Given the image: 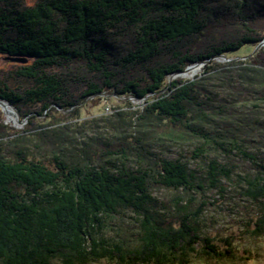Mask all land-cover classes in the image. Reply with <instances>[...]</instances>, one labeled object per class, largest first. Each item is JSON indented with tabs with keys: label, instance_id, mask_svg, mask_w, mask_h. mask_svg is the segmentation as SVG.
I'll use <instances>...</instances> for the list:
<instances>
[{
	"label": "trees",
	"instance_id": "16d2710c",
	"mask_svg": "<svg viewBox=\"0 0 264 264\" xmlns=\"http://www.w3.org/2000/svg\"><path fill=\"white\" fill-rule=\"evenodd\" d=\"M263 22L264 0H0V55L27 60L11 63L20 68L17 76L37 83L17 91L1 87V98L14 105L43 102L45 111L52 103L74 106L106 88L155 95L137 110L118 112L113 123L104 120L114 127L112 146L98 145L97 135L76 139L64 125L0 141V264H53L55 258L64 264H189L195 256L235 257L232 236L221 238V247L201 235L205 203L189 208L198 186L187 162L168 160L154 148L165 139L195 140L196 158L203 159L211 148L239 147L230 131L204 129L210 115L197 101L198 81L167 78L203 61L207 72H220L214 58L256 45L264 38ZM112 36L131 44L126 55L110 47ZM229 65L264 88V49ZM75 84L86 85V93L74 99L68 91ZM210 162L216 186L221 172H229ZM262 181H249L255 200L264 198ZM160 187L173 192L161 207L172 206L175 221L160 217L154 195ZM261 206L255 235L264 233ZM119 215L135 224V237L108 235Z\"/></svg>",
	"mask_w": 264,
	"mask_h": 264
},
{
	"label": "rangeland",
	"instance_id": "374dc122",
	"mask_svg": "<svg viewBox=\"0 0 264 264\" xmlns=\"http://www.w3.org/2000/svg\"><path fill=\"white\" fill-rule=\"evenodd\" d=\"M24 2L31 5L34 0H24ZM262 25L264 26V22ZM123 26L124 24H120L110 31L120 30ZM125 39L113 38L110 47L116 53L126 55L131 44ZM263 41L264 38L256 45L247 44L228 55L216 56L214 60L221 65L220 72L216 70L207 72L205 70L207 62L203 61L185 68L186 70L196 67L197 71L192 75L178 73L167 78V81L177 77L198 81L197 101L205 106L206 112L210 115V123L206 124L204 129L230 131L240 147V149L232 147L229 152L211 148L209 152H205L204 158L200 159L196 158L198 142L195 140L177 139L178 141L174 142L165 139L155 144L154 151L168 160L186 161L188 170L195 175V184L198 187L202 186L192 191L196 202L189 206L190 210L195 211L201 202L205 203L199 220L201 235L215 237L221 247H224L221 238L233 237L235 257L216 259L195 256L191 258L189 264H264V233L254 234V220L262 213L261 205L264 203V198L255 200L250 195L252 193H249L251 179L260 176L264 183V88L248 83L240 76L241 71L237 66L229 65L232 61L247 59L264 49ZM261 43L262 45L258 46ZM11 61L0 55V88L7 86L9 90L17 91L36 86L37 83L33 79L17 76L16 72L20 68ZM229 67L233 71H226L225 68ZM146 79L143 78L140 86L145 85ZM74 86L68 91L69 95L75 96L74 99L86 93V85ZM154 96L148 94L141 98L135 94L119 95L106 88L101 93L75 102L74 106L62 108L61 105L52 103L45 111L43 102L14 105L0 97V141L26 138L44 129L51 130L64 125L70 126L67 132L75 135L76 139L83 140L85 136L97 135L98 145L112 146L114 127L111 123L106 124L104 120L113 123L117 119L115 114L118 112L137 110ZM6 105L14 111L13 117L6 112ZM49 121L52 122L45 125ZM38 124L45 126L39 127ZM80 132H84V135ZM212 159L223 165L224 172H229V176L221 172L216 186L211 185L209 175ZM172 193L171 190L163 187L154 191L160 205L158 209L160 217L175 221L178 212L172 206L170 211L161 207L171 202ZM109 224L108 235L133 238L137 234V227L126 216L119 215ZM52 263L64 264L60 258L53 259ZM86 264L113 263L108 259H100Z\"/></svg>",
	"mask_w": 264,
	"mask_h": 264
},
{
	"label": "bare ground",
	"instance_id": "6f19581e",
	"mask_svg": "<svg viewBox=\"0 0 264 264\" xmlns=\"http://www.w3.org/2000/svg\"><path fill=\"white\" fill-rule=\"evenodd\" d=\"M197 71V68L196 67H190L189 69L187 68L186 70H184L183 72H181L183 75H192L194 74L195 72ZM6 112L8 113L9 116L13 117L14 115V111L12 109H10V107H8L6 105Z\"/></svg>",
	"mask_w": 264,
	"mask_h": 264
},
{
	"label": "water",
	"instance_id": "95a60500",
	"mask_svg": "<svg viewBox=\"0 0 264 264\" xmlns=\"http://www.w3.org/2000/svg\"><path fill=\"white\" fill-rule=\"evenodd\" d=\"M262 43H264V41H263ZM262 43H261V44H258V46L262 45ZM258 46H257V47H258ZM12 61H21V62H26L27 60L13 59ZM179 73H181V72H179ZM176 74H178V73H176Z\"/></svg>",
	"mask_w": 264,
	"mask_h": 264
}]
</instances>
